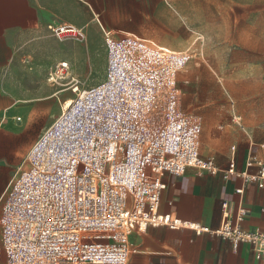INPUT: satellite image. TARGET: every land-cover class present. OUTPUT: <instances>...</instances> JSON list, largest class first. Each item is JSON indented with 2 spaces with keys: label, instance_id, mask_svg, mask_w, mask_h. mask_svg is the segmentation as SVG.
<instances>
[{
  "label": "built area",
  "instance_id": "built-area-1",
  "mask_svg": "<svg viewBox=\"0 0 264 264\" xmlns=\"http://www.w3.org/2000/svg\"><path fill=\"white\" fill-rule=\"evenodd\" d=\"M48 29L61 42L86 40L85 30L73 24ZM104 35L107 66L99 84L81 88L68 60L49 74L75 96L63 100L0 198L4 264H129L139 251L131 234L161 225L221 236L234 247L250 243L264 263V231L241 227L242 204L233 219L223 201L218 228L160 212L165 174L219 170L214 158L201 155V118L182 108L177 76L193 51L135 33L107 29ZM253 163L258 172L246 180L264 187V160Z\"/></svg>",
  "mask_w": 264,
  "mask_h": 264
},
{
  "label": "crops",
  "instance_id": "crops-1",
  "mask_svg": "<svg viewBox=\"0 0 264 264\" xmlns=\"http://www.w3.org/2000/svg\"><path fill=\"white\" fill-rule=\"evenodd\" d=\"M154 1L0 0V198L35 141L59 115L60 101L70 96L48 79L55 64L68 60L84 88L99 84L107 66L104 31L148 38L151 30L137 17L151 15ZM57 23L83 28L86 40L61 43L48 29ZM201 144V155L214 158L219 170L189 168L184 175L165 174L160 212L218 228L222 202L228 201L233 219L241 204L246 208L241 227L264 231V187L246 180V174L259 169L250 161L264 160V136H230L214 127ZM233 146L235 173L230 171ZM242 188L244 193H238ZM130 240L139 251L129 264H264L250 243L234 247L229 239L187 228L148 227L133 232ZM5 262L0 252V264Z\"/></svg>",
  "mask_w": 264,
  "mask_h": 264
},
{
  "label": "rangeland",
  "instance_id": "rangeland-1",
  "mask_svg": "<svg viewBox=\"0 0 264 264\" xmlns=\"http://www.w3.org/2000/svg\"><path fill=\"white\" fill-rule=\"evenodd\" d=\"M137 18L151 30L145 37L193 51L177 82L183 110L201 118V143L214 127L264 136V0H155L152 14Z\"/></svg>",
  "mask_w": 264,
  "mask_h": 264
},
{
  "label": "bare ground",
  "instance_id": "bare-ground-1",
  "mask_svg": "<svg viewBox=\"0 0 264 264\" xmlns=\"http://www.w3.org/2000/svg\"><path fill=\"white\" fill-rule=\"evenodd\" d=\"M72 100V99H71Z\"/></svg>",
  "mask_w": 264,
  "mask_h": 264
}]
</instances>
